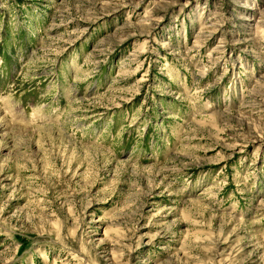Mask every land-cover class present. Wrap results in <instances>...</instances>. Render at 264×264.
<instances>
[{
  "label": "rangeland",
  "instance_id": "1",
  "mask_svg": "<svg viewBox=\"0 0 264 264\" xmlns=\"http://www.w3.org/2000/svg\"><path fill=\"white\" fill-rule=\"evenodd\" d=\"M0 264H264V0H0Z\"/></svg>",
  "mask_w": 264,
  "mask_h": 264
}]
</instances>
